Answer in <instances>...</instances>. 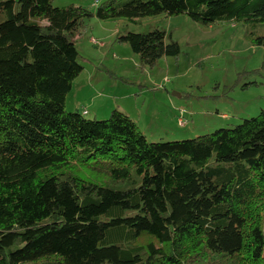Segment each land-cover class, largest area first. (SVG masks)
<instances>
[{
    "label": "trees",
    "instance_id": "trees-1",
    "mask_svg": "<svg viewBox=\"0 0 264 264\" xmlns=\"http://www.w3.org/2000/svg\"><path fill=\"white\" fill-rule=\"evenodd\" d=\"M184 13L264 46V0H0V264H264V110L151 142L119 107L66 109L88 19ZM118 39L147 66L181 53L160 29Z\"/></svg>",
    "mask_w": 264,
    "mask_h": 264
},
{
    "label": "rangeland",
    "instance_id": "rangeland-1",
    "mask_svg": "<svg viewBox=\"0 0 264 264\" xmlns=\"http://www.w3.org/2000/svg\"><path fill=\"white\" fill-rule=\"evenodd\" d=\"M103 1L53 0V5L96 11ZM154 29L165 31L168 40L171 35L181 53L147 66L118 37ZM258 33H264V25ZM76 45L84 71L74 82L66 109L84 114L85 108L86 118L104 120L121 107L148 141L192 139L234 127L264 110V46L248 38L243 23L207 26L185 13L136 22L93 17L81 28Z\"/></svg>",
    "mask_w": 264,
    "mask_h": 264
},
{
    "label": "crops",
    "instance_id": "crops-1",
    "mask_svg": "<svg viewBox=\"0 0 264 264\" xmlns=\"http://www.w3.org/2000/svg\"><path fill=\"white\" fill-rule=\"evenodd\" d=\"M79 102H80V101H79L78 99H76V102H75L76 105L78 104V106H79V104H80ZM79 108H80V107H79ZM119 108H120V110H123V109H121V107H119ZM76 110H77V109H76ZM83 110H84V111L87 110V112H88V114H89V110H88V109H85V108H84ZM123 112H126V111L123 110ZM126 113H127V112H126ZM127 114H128V113H127ZM94 116L96 117L97 115L95 114Z\"/></svg>",
    "mask_w": 264,
    "mask_h": 264
},
{
    "label": "built area",
    "instance_id": "built-area-1",
    "mask_svg": "<svg viewBox=\"0 0 264 264\" xmlns=\"http://www.w3.org/2000/svg\"><path fill=\"white\" fill-rule=\"evenodd\" d=\"M93 42L96 43L97 41L95 39H93ZM84 114H88L87 110L84 111ZM180 124L184 125V121L182 119H180Z\"/></svg>",
    "mask_w": 264,
    "mask_h": 264
}]
</instances>
